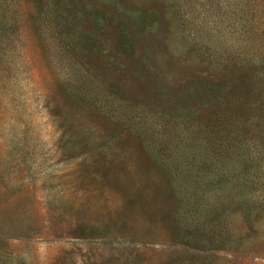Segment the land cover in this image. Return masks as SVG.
I'll return each mask as SVG.
<instances>
[{"label":"rangeland","instance_id":"rangeland-1","mask_svg":"<svg viewBox=\"0 0 264 264\" xmlns=\"http://www.w3.org/2000/svg\"><path fill=\"white\" fill-rule=\"evenodd\" d=\"M0 264H264V0H0Z\"/></svg>","mask_w":264,"mask_h":264}]
</instances>
